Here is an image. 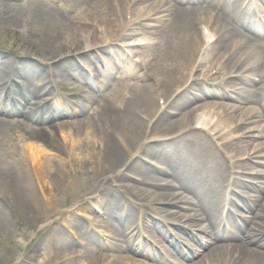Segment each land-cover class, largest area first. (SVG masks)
<instances>
[{
  "label": "bare ground",
  "instance_id": "6f19581e",
  "mask_svg": "<svg viewBox=\"0 0 264 264\" xmlns=\"http://www.w3.org/2000/svg\"><path fill=\"white\" fill-rule=\"evenodd\" d=\"M9 1L0 0V30L22 29L42 39L47 62L17 64L0 57V79L4 78L0 125L12 124L5 119L20 118L42 126V135L65 144L48 156L43 141L28 139L22 146V160L13 151L0 157V237L14 234L10 215L20 205L28 219L40 216L38 227L51 222L33 255L26 256L31 262L41 258V248L47 254L40 264H149L146 260L165 264L160 247L168 263L185 264L170 258L183 248L184 238L193 237L202 252L189 256L188 264H264V204L242 227L239 219L233 222L238 223L234 229H242L238 235L225 224L228 217L234 219V208L242 204L224 203V192L211 191L237 169L249 170L264 187V170L256 169H264V142H260L264 139V0H260L262 7L256 0ZM142 35H148V41L125 44ZM58 43L65 45L62 52L67 55L62 58L52 52ZM120 46L142 58L127 80L114 76L132 63L119 52ZM100 55L108 57V64L101 67L112 82L93 83L87 72L85 76L79 72L78 61ZM47 71L53 74L39 76ZM12 72L24 75L30 88L11 93L7 85L14 83ZM53 81L79 84V91L85 87L94 93L80 94L76 103H69L45 92ZM226 84L234 88V95L221 93ZM210 97L223 102H209ZM35 98L44 102L36 103ZM253 102L259 111L248 108ZM68 112L78 118L70 124L71 132L62 131L66 124L49 126ZM199 112L204 115L198 116ZM246 144L253 154L242 161L238 157ZM223 148L231 150L228 162L212 154ZM147 157L157 159L154 168L142 164ZM84 166L92 170L88 172L90 191L71 202L78 205L80 214L94 212L97 205L116 221L100 224L108 230L105 238L113 242L107 247L99 244L93 229L87 233L81 219H68L66 229L77 237L76 243H68L71 248L64 243V231L56 228L69 216L58 208L59 195L76 185L68 174L82 177ZM187 190L200 193L193 202L190 196L191 201L175 202ZM181 203L187 208L179 207ZM156 206L165 207L160 209L162 220L151 217ZM192 207L199 216L188 214ZM145 217L152 225L149 230ZM200 220L209 224L203 231L199 227L202 244L179 228L197 227Z\"/></svg>",
  "mask_w": 264,
  "mask_h": 264
},
{
  "label": "rangeland",
  "instance_id": "374dc122",
  "mask_svg": "<svg viewBox=\"0 0 264 264\" xmlns=\"http://www.w3.org/2000/svg\"><path fill=\"white\" fill-rule=\"evenodd\" d=\"M9 2L14 3V4L17 3L16 0H10ZM6 29L0 30V57L2 58L5 57L2 60L3 62L7 60V61L15 62L17 64L19 62L20 63L22 62L24 64H30V65L43 64L47 62V57H46L47 54H45V43L42 39L40 38L36 39V38L30 37V35L28 34V31L25 32L22 29L18 30L17 32L10 30V29H7V30ZM148 38H149L148 35H142L140 37H137L135 39L133 38L127 41L125 44L127 45H132L134 43L143 44L146 41H148ZM56 46L57 47L55 49H52V52L58 54L59 58H62L63 56L67 55L66 52L65 53L62 52L63 48L65 47L64 43L62 44L58 43ZM119 49L121 50L119 52L123 54L132 63L130 65L124 66L121 70L116 71L114 73L115 80H118V79L127 80L129 75L133 71L134 65L140 64L142 62V58L140 56H131L130 52L125 47L120 46ZM236 61H237V57L236 59H234L233 62L235 63ZM78 62H79V66L81 67L80 69L81 71L79 70V72H83L84 76L86 75V71H87V74L89 72V76L88 75L87 76L91 80V82L96 83V82L105 81V80L112 82V80H110L109 73L105 72V69H102L101 67V65L108 64L109 62L108 57L100 55L93 60H80ZM232 66L233 64L229 66V68H231ZM73 73H74L75 78L77 79L79 75L77 74L76 71H74ZM11 74H12V78L14 79V83L11 86L7 85L11 93L16 94L19 92V90L24 91V90H27V88H30L28 85V80L27 78H25L24 75L15 74L13 72ZM52 74L53 73L50 74V72L47 71V72H41L39 76L46 77ZM3 79L2 80L0 79V86L3 85L4 83ZM72 82L74 83V81ZM70 83L71 82H68V84ZM78 86L80 85L78 84ZM78 86L77 85L72 86V85H66V84L60 85L56 81H53L52 84L48 86V89L53 90L54 98H61L64 100H68L69 103H76L75 101H77L76 99L79 97L80 94H82L83 96H89L91 93H94L85 87L82 89L83 92L79 91ZM233 89L234 88L233 87L231 88L229 84L228 85L226 84L222 87L221 93L223 95L224 94L234 95L232 94V91H234ZM36 100L37 99L35 98V102L39 104L44 102V100L42 101H36ZM208 100L209 102H212L210 100H214V102H217L218 104L223 102V100H220L219 98L214 99L213 97H210L209 99H207V101ZM18 101L21 107L23 102L20 100V98H18ZM8 103L9 102L7 100V104ZM49 103L52 104L53 107L56 105V102L54 101H51ZM256 103L253 102L252 104H249L248 108L251 107L256 112L259 111L260 107ZM25 112H28L27 109L25 110ZM197 115L201 117L204 114L203 112H199ZM5 120L6 122H12V124L7 123V124L0 125V157L2 158L3 157L6 158L8 154L11 151H13L14 153H16L17 160H22L23 159L22 146L28 139L34 140V142H37L36 140L43 141L47 145L48 156L55 155L56 151L54 150H57L58 148H60L63 143L65 144V142L62 139L54 138L51 135H47V136L42 135L39 132V129H41L42 126H37L29 122H24L20 118L5 119ZM77 120H78L77 117L73 116L72 114L68 112V114H64L60 116L58 119H55L54 121L50 122L49 126L51 127L58 126L59 128L60 125L66 124V127L62 131L71 132L73 127L70 124L75 123ZM19 122H22L23 124L20 125ZM225 133H227V129L224 130L222 134H225ZM59 135L61 136V134ZM43 136L45 137L42 138ZM225 137H227V134L223 138L225 139ZM223 138L221 142L224 141ZM260 142H264V139L261 140ZM250 150H251L250 147H248V145L246 144L243 150H241V153L238 159L242 161L245 160V158L250 159L253 154V152ZM230 151H231L230 149L225 150L223 148V149L216 150L215 153L212 152V154L214 155V157H220V158L224 157V159L227 160L228 162V160H230V158L232 157V154L230 153ZM246 162L250 163V161L248 160H246ZM157 163L158 161L154 157H147L145 158L144 161H142V164L144 165L146 169H148L149 167L153 168L154 167L153 164H157ZM78 167H79V164L77 163L76 168ZM82 169L85 173V175L82 177H78V176L74 177V176H70V173L68 174V176L71 177L72 180L76 181V185L74 188L71 187L63 191V193L59 195V200H58V208L64 212H67V214L69 215L67 219H64V221H60L62 225L56 226L58 230H62V232L64 231V234L62 237L65 236L64 243L68 245L67 246L68 248H71V246L68 243L77 242L76 240L77 237L74 235V232H72V229L71 230L66 229V225L69 222L68 219L72 217L81 219V223L83 227L85 228V230L86 228L94 229L97 235V240L99 244L101 245L103 244L102 241L106 244V240L104 241V238L100 237V232L98 234L97 225L100 221L105 222L107 219H111V218L104 216L103 214L97 215L96 213L94 214L93 212L91 213L86 212L84 214H80L76 211V207L78 205L75 204V202L72 203L71 201L82 196V194H87L90 191V186L92 184L91 178L88 175V172L92 170H90L89 167H85V166L82 167ZM256 169L264 170L257 166H256ZM99 170L100 168L96 167V171H99ZM248 173H250L249 170H244V169L238 170L237 169L233 171L232 176H227L226 180L224 179L222 184H220L219 186H216V188L213 189V191L215 192L223 190V192H226L225 194H227V198L230 197L231 198L230 200H235L240 205L242 204L241 207H236L234 209L235 215L237 216L236 218V216L234 215L235 219H239L240 224H243L246 221V219H249V218L251 219L252 216L256 214L258 210L260 209L259 208L260 205L264 204V202H259V203L256 202V199L258 198L264 199V187L258 184L259 181H262V180H257L255 179L254 176H250ZM242 180L246 182V184L248 183L249 185L255 186L257 190L254 192L250 190L248 186L247 187L243 186L244 184L241 185ZM31 181L33 184L36 185V182L34 179ZM235 190L237 192L234 194ZM242 192H245L246 195L242 194ZM180 193L188 194L186 195L187 197L189 196V194H191V196L192 195L198 196L197 193L199 194L200 192L198 190H194L193 192L187 190V191H181ZM181 200H183V198L179 199V201ZM180 206L186 207L185 205H181V204ZM16 208H17V212H14L12 215H10L11 228L14 231V234L9 238L0 237V264H40L44 256L47 254V250L40 248L38 254L41 255V258L35 259L32 262L27 260L26 256L29 254H31V256L33 255L32 254L33 249L39 243V240H42V238H44L43 232L45 228L51 222L43 223L40 227H38V224H39L38 222L40 219L39 215L35 214L33 217L34 219H28V217H26L22 213L24 208L22 209L20 205H17ZM161 208L165 209L164 206H156L155 207L156 210L154 209V214H152L151 216L158 219L157 214H159L161 215V217L164 218V216L161 213L162 211L159 210ZM191 210L192 211H190V213L188 214L197 215V216L200 215V213L197 212L196 208L192 207ZM182 213H186V212H182ZM94 218H98V219L95 220ZM146 220L148 219L145 218V221ZM146 222H147L146 226L148 227L151 226V224L148 221ZM228 225L232 226L231 224H228ZM184 226L185 225L179 227V228H185L187 230V232H184V233H186L188 236L190 233H192L193 235H195V237L198 236L201 239H203L202 231L204 229L209 228V224L206 222H203V220H200V225H198L197 227L186 228ZM200 226H202L203 228L201 229L202 231L199 228ZM247 226H250V224L248 223ZM233 227L235 226H232V229ZM175 232L177 233V235L178 234L180 235L178 231H175ZM236 232H237L236 229H234L233 233H236ZM154 233L158 241L163 242L162 238L156 232ZM184 239L186 241L185 248H183L184 250H181V253L183 255L192 254L197 251L202 252V249L200 247L201 245L197 244L196 241L193 240V237L191 239L189 238H184ZM103 246H106V245H103ZM214 246L215 244L212 247ZM66 250L67 249L63 251V254H66ZM161 251L159 252V255L161 258L163 257V260H164V254L162 256ZM171 259L174 261L181 260L178 257H171ZM145 262L149 264H156V263H152V261L150 260H146ZM164 263L170 264L166 262V255H165Z\"/></svg>",
  "mask_w": 264,
  "mask_h": 264
}]
</instances>
